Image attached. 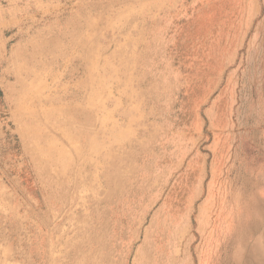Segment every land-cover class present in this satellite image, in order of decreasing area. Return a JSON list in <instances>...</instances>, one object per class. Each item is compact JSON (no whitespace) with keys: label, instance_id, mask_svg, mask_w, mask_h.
Here are the masks:
<instances>
[{"label":"rangeland","instance_id":"374dc122","mask_svg":"<svg viewBox=\"0 0 264 264\" xmlns=\"http://www.w3.org/2000/svg\"><path fill=\"white\" fill-rule=\"evenodd\" d=\"M263 107L264 0H0V264H248Z\"/></svg>","mask_w":264,"mask_h":264},{"label":"bare ground","instance_id":"6f19581e","mask_svg":"<svg viewBox=\"0 0 264 264\" xmlns=\"http://www.w3.org/2000/svg\"><path fill=\"white\" fill-rule=\"evenodd\" d=\"M86 22V21H85ZM86 26V25H85ZM153 64V62H152ZM155 64V63H154ZM162 65V64H161ZM154 66V65H153ZM153 70V69H152ZM149 77V76H148ZM27 79V78H26ZM152 80V79H151ZM164 96V95H163ZM164 99V97H163ZM264 108V107H263ZM78 116V115H77ZM78 118V117H77ZM83 119V118H82ZM218 123V120L215 122V124ZM82 132V131H81ZM264 179V178H263ZM129 195V194H128ZM50 197V196H49ZM55 199V198H54ZM131 205V204H130ZM223 207V206H222ZM221 208V207H220ZM179 210V209H178ZM249 210L253 212L251 215V219L254 221H258L256 224L259 228H261V237L258 241V243L254 246L250 257L247 258L248 264H264V217L262 216L261 211L257 213L252 205L250 204ZM186 212V211H185ZM169 213V212H168ZM177 214V213H176ZM186 215V214H185ZM174 217V216H172ZM182 218V217H180ZM177 220V218H176ZM156 239V238H155ZM162 241V240H161ZM160 247V246H159ZM174 247V245H173ZM164 252V251H163ZM170 255V254H167ZM234 264H241L240 256L238 253H236L231 259H230ZM167 261V260H166ZM212 261V260H211Z\"/></svg>","mask_w":264,"mask_h":264}]
</instances>
